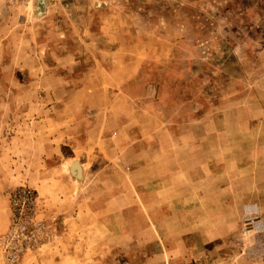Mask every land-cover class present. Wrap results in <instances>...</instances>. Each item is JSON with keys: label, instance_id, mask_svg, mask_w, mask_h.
<instances>
[{"label": "rangeland", "instance_id": "374dc122", "mask_svg": "<svg viewBox=\"0 0 264 264\" xmlns=\"http://www.w3.org/2000/svg\"><path fill=\"white\" fill-rule=\"evenodd\" d=\"M22 186L45 227L10 240ZM82 245L264 264V0H0V264Z\"/></svg>", "mask_w": 264, "mask_h": 264}, {"label": "built area", "instance_id": "2783aa9c", "mask_svg": "<svg viewBox=\"0 0 264 264\" xmlns=\"http://www.w3.org/2000/svg\"><path fill=\"white\" fill-rule=\"evenodd\" d=\"M35 199V193L29 186H22L12 192L10 195L11 216L8 239H13L20 235H24L27 238L32 232H40L45 227L44 223L36 219V214H32ZM17 256L12 255L11 259L14 260Z\"/></svg>", "mask_w": 264, "mask_h": 264}, {"label": "crops", "instance_id": "0c3cea01", "mask_svg": "<svg viewBox=\"0 0 264 264\" xmlns=\"http://www.w3.org/2000/svg\"><path fill=\"white\" fill-rule=\"evenodd\" d=\"M73 215L74 214H71V215L70 214H64L63 219L66 221L67 224H68V222H70V224H68V225L66 224L64 226V229L66 230L67 233H68L69 229L72 230V228L80 227V223H78V224L77 223H73V220L75 219L73 217ZM97 219L99 221L101 219V217L100 218L97 217ZM98 246H101V245H98ZM101 250L102 251H99L100 253H102L101 260L104 259V262L109 260V263L112 261V259L117 258L118 252H119V251H117L119 249L116 248L115 242H113V244H111L109 247L104 246ZM49 257L51 258V262L49 261L50 264H53V263L54 264H59L60 263V262L58 263V261H57L58 258L56 256H51L50 255ZM88 258H89L88 248L86 246L82 245V247H81V262H82V264H89ZM110 258H112V259H110ZM98 260H100V259L98 258ZM114 263L115 262H113V264Z\"/></svg>", "mask_w": 264, "mask_h": 264}, {"label": "bare ground", "instance_id": "6f19581e", "mask_svg": "<svg viewBox=\"0 0 264 264\" xmlns=\"http://www.w3.org/2000/svg\"><path fill=\"white\" fill-rule=\"evenodd\" d=\"M74 168V167H73ZM76 169V168H75Z\"/></svg>", "mask_w": 264, "mask_h": 264}]
</instances>
